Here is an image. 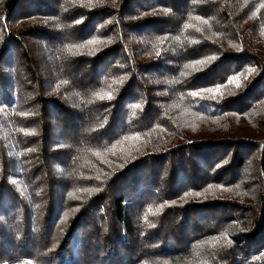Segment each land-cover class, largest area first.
I'll list each match as a JSON object with an SVG mask.
<instances>
[{"label":"trees","instance_id":"16d2710c","mask_svg":"<svg viewBox=\"0 0 264 264\" xmlns=\"http://www.w3.org/2000/svg\"><path fill=\"white\" fill-rule=\"evenodd\" d=\"M29 261L264 264V0H0V264Z\"/></svg>","mask_w":264,"mask_h":264},{"label":"snow or ice","instance_id":"6c2138e0","mask_svg":"<svg viewBox=\"0 0 264 264\" xmlns=\"http://www.w3.org/2000/svg\"><path fill=\"white\" fill-rule=\"evenodd\" d=\"M250 71H253V70H250ZM207 91H213V89H207ZM193 96L197 95V93H192ZM104 97H101V99H103ZM111 98V97H109ZM136 107H139V105H137ZM187 195V194H186ZM197 195H199V193H197ZM28 264H31V262L29 261Z\"/></svg>","mask_w":264,"mask_h":264}]
</instances>
